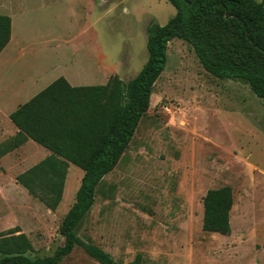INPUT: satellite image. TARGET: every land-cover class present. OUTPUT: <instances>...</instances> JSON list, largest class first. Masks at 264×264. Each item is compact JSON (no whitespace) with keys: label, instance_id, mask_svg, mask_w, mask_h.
<instances>
[{"label":"rangeland","instance_id":"1","mask_svg":"<svg viewBox=\"0 0 264 264\" xmlns=\"http://www.w3.org/2000/svg\"><path fill=\"white\" fill-rule=\"evenodd\" d=\"M0 14L12 18L18 44L0 57L1 127L8 104L25 102L24 84L54 75H42L47 68L91 85L134 78L148 59L149 24L165 25L176 8L167 0H0ZM55 30L74 40L57 54L47 43ZM95 63L100 75L80 70ZM37 153L21 147L0 159V235L20 229L32 256L45 257L64 243L59 229L83 171L70 164L52 211L17 181ZM223 186L234 193L230 235L203 230V198ZM75 232L122 264L137 254L143 264H264V99L243 80L208 73L194 49L174 38L148 112ZM60 264L100 263L76 246Z\"/></svg>","mask_w":264,"mask_h":264},{"label":"trees","instance_id":"2","mask_svg":"<svg viewBox=\"0 0 264 264\" xmlns=\"http://www.w3.org/2000/svg\"><path fill=\"white\" fill-rule=\"evenodd\" d=\"M167 1L176 14L165 25L149 24L148 59L134 78L125 82L115 75L104 85L73 87L60 77L10 114L19 130L0 144V159L28 140L51 152L17 177L33 197L54 211L62 202L70 164L84 174L59 229L63 245L51 256H32L34 247L28 236L12 229L0 235V264H60L76 246L100 264H122L90 239L79 238L75 230L148 112L155 83L167 65L168 44L174 38L194 49L208 73L243 80L264 99V0ZM11 32V17L0 14V54ZM233 205L230 186L209 189L203 198V230L230 235ZM126 264H143V257L137 254Z\"/></svg>","mask_w":264,"mask_h":264},{"label":"crops","instance_id":"3","mask_svg":"<svg viewBox=\"0 0 264 264\" xmlns=\"http://www.w3.org/2000/svg\"><path fill=\"white\" fill-rule=\"evenodd\" d=\"M12 29H13V21H12ZM70 37H71L70 35L65 36L62 33V31H60V30L53 31V33L49 36L48 41H47L49 49H53L52 50L53 53L57 54V53H60L58 51H60L62 48H69L70 44H72L74 42V40L72 38H70ZM14 38L15 37L12 35V32H11L10 42L5 47V49L1 52L0 57H1V55L4 53V51L8 47H10L11 50H14L16 47H18V44H15L14 46L12 45L13 41L15 40ZM53 68H55V67L47 68L45 71H43L42 75L43 74L54 73V75L51 78H49V80H47L46 82L41 83V82H39L38 79H34V84H24L23 87L28 91V95L25 96L24 98H22V99L25 100V102L20 104V105H23L26 102H28L29 100H31L33 97L38 95L41 91H43L49 85L54 83L60 77H63L73 87H76V86H91V84H88V83H92L93 82V80L88 79V78L87 79L85 78V79H82V80L76 78L73 73L67 72L68 69L64 70V71H54ZM97 68H98V70H97ZM102 69H103V67H101V66L97 67L96 63H95V64H92L90 66H85V68H84V66H82V68L80 70L82 71L83 74H92L93 76H95L96 74L100 75L101 74L100 72H102ZM107 82H108V79H107L106 83ZM101 85H104V84H101ZM7 99L10 102L14 98L7 97ZM8 105L10 106V108L8 107ZM8 105H7L8 108L6 109L5 113L3 114L4 115L3 116V122L1 123V127H0V130L3 133L2 136H5L4 137L5 139L3 140V142H5L8 139H10L11 137L15 136L17 134L18 130H19L17 128V126L11 121L10 114L12 112H14L20 105H18L16 107H13V108L11 107L13 105L12 102L10 104H8ZM31 141H33V140H28L25 144H23L19 148H21V147H33V148H36L38 153L37 154H33L31 156V158L33 157L34 160L36 161L35 164H38L41 161H43L47 156H49L51 154V152L49 150L45 149L43 146L39 145L38 143H36V142L32 143ZM3 142H1L0 144H2ZM19 148H17L16 150H18ZM16 150H14V151H16ZM14 151L6 154L5 156L13 153ZM5 156H3L2 158H4ZM68 171H69V169H68ZM83 174H84V172H83ZM66 180H67V178H66ZM65 187H66V184H65ZM64 192H65V190H64Z\"/></svg>","mask_w":264,"mask_h":264}]
</instances>
